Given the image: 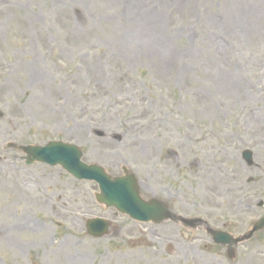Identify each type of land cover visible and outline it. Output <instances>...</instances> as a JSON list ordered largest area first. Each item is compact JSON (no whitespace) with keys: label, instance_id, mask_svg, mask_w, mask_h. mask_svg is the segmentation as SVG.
Segmentation results:
<instances>
[{"label":"rangeland","instance_id":"obj_1","mask_svg":"<svg viewBox=\"0 0 264 264\" xmlns=\"http://www.w3.org/2000/svg\"><path fill=\"white\" fill-rule=\"evenodd\" d=\"M0 110V264H264V227L232 256L207 233L264 216V0H0ZM53 140L171 218L134 221L17 149ZM234 168L238 202L211 191Z\"/></svg>","mask_w":264,"mask_h":264},{"label":"water","instance_id":"obj_2","mask_svg":"<svg viewBox=\"0 0 264 264\" xmlns=\"http://www.w3.org/2000/svg\"><path fill=\"white\" fill-rule=\"evenodd\" d=\"M2 113L0 112V117ZM21 149L31 156L30 161L37 160L50 165L60 164L67 172L78 179L94 180L98 183L100 194L98 201L107 206H114L120 212L128 214L131 218L147 222H160L169 216L168 210L161 202L151 199L143 200L139 196L137 180L132 174L124 176L110 177L101 167L96 165H86L80 161V150L70 144L62 142H49L45 146H23ZM243 158L248 164L252 163L251 153L243 152ZM108 223L102 220H90L87 222L88 233L93 236H101L106 232ZM264 218L253 224L251 231L242 239H247L252 234L262 229ZM216 243L228 244L229 247L238 242L239 238H233L230 234L221 231L212 233Z\"/></svg>","mask_w":264,"mask_h":264},{"label":"bare ground","instance_id":"obj_3","mask_svg":"<svg viewBox=\"0 0 264 264\" xmlns=\"http://www.w3.org/2000/svg\"><path fill=\"white\" fill-rule=\"evenodd\" d=\"M149 142H150V140H149ZM152 145H154L153 143L151 144V142H150V146L152 147ZM151 149V148H150ZM137 152H139V148H138V151ZM139 154H144V153H140L139 152ZM235 170H236V168H234L233 170H231V171H228L227 173V175H228V178H229V180L231 181V182H229V184L228 185H226V184H223V185H221V186H219V187H214V186H212L211 187V191L212 192H223V191H227L229 194H231L233 197H231L232 199V201H235V199H237V202H238V195H240L239 194V192H238V183L236 182V183H234V177H235ZM217 190V191H216ZM210 204H212L213 205V207H216L217 205H219V206H222V203L221 202H219L217 199H216V195L214 194L213 196H211L210 194H209V196H208V200H207Z\"/></svg>","mask_w":264,"mask_h":264}]
</instances>
